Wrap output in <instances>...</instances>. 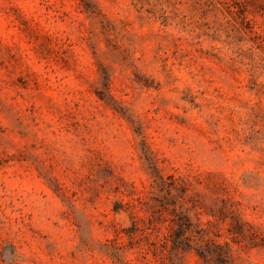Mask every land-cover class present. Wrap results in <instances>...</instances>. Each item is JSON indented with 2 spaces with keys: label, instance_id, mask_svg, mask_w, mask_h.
<instances>
[{
  "label": "rangeland",
  "instance_id": "rangeland-1",
  "mask_svg": "<svg viewBox=\"0 0 264 264\" xmlns=\"http://www.w3.org/2000/svg\"><path fill=\"white\" fill-rule=\"evenodd\" d=\"M0 264H264V0H0Z\"/></svg>",
  "mask_w": 264,
  "mask_h": 264
}]
</instances>
